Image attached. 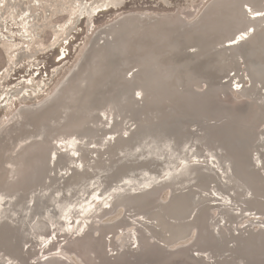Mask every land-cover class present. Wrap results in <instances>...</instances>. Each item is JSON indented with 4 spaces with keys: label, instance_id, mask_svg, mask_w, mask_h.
Returning a JSON list of instances; mask_svg holds the SVG:
<instances>
[{
    "label": "bare ground",
    "instance_id": "obj_1",
    "mask_svg": "<svg viewBox=\"0 0 264 264\" xmlns=\"http://www.w3.org/2000/svg\"><path fill=\"white\" fill-rule=\"evenodd\" d=\"M126 1L57 0L78 59L3 93L0 264H264V0Z\"/></svg>",
    "mask_w": 264,
    "mask_h": 264
},
{
    "label": "rangeland",
    "instance_id": "obj_2",
    "mask_svg": "<svg viewBox=\"0 0 264 264\" xmlns=\"http://www.w3.org/2000/svg\"><path fill=\"white\" fill-rule=\"evenodd\" d=\"M18 2L15 7L10 8L7 6V3H11L10 0H0V12H3L2 15L0 13V77L4 74V78L0 80V100L4 98L3 93L18 82L20 84L31 82L29 85H38L40 82L46 81L49 90L54 88L76 62L88 40L83 17L74 29H69L66 32L68 39L63 38L59 43L54 44V32L56 31L53 29H57L54 26L63 24L64 17H66V15L50 14L52 7L58 5L57 0H18ZM192 2L193 0H174V7L190 6ZM71 3H73L72 0H65L63 5L68 6ZM24 6L30 8V12H35L36 17H27L26 14H23ZM145 8L168 10L161 1L157 0H127L120 10L101 11L95 15L94 20L99 25L116 16L117 11ZM42 21L41 25L35 23ZM21 47L34 50L35 55L31 58L28 55L17 57L16 53ZM59 65H61V71L54 75V70ZM25 76L30 81L20 82ZM15 106L10 103L9 110L14 109ZM9 110L0 107V125L2 124L1 119Z\"/></svg>",
    "mask_w": 264,
    "mask_h": 264
}]
</instances>
